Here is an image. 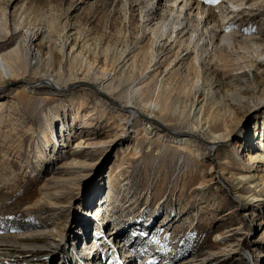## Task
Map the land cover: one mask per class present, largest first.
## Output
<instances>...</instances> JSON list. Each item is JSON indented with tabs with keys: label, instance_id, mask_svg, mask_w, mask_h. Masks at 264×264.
Masks as SVG:
<instances>
[{
	"label": "rangeland",
	"instance_id": "obj_1",
	"mask_svg": "<svg viewBox=\"0 0 264 264\" xmlns=\"http://www.w3.org/2000/svg\"><path fill=\"white\" fill-rule=\"evenodd\" d=\"M224 2L241 11L234 16L232 29L238 25L245 27L247 35L261 31L264 36V0L256 5L241 0L236 8L229 0H190V16L197 15V4L204 7V18L209 11L216 15V5ZM140 8L135 0H0V51L43 26L51 38L39 47L43 58L48 57L50 44L54 53L59 52L60 26L66 15L90 42L101 34L115 37L119 30L134 37L144 26ZM218 20L222 22L221 16ZM149 36L146 31L140 44ZM89 59L93 61L91 56L75 66ZM42 82L28 72L16 84L0 85V235L39 236L50 229L59 237L74 239L67 252L97 253L98 264H128L130 254L134 260L129 264H264V204L244 206L229 177L221 178L210 169L216 159H224L220 145L210 148L197 138L199 151L184 150L166 137L171 135L166 129L152 125L145 131L139 118L127 111L115 112L114 102L126 99L99 97L98 90L84 81L69 80L55 93ZM23 83H28V99L15 94V87ZM129 87L124 85L125 90ZM51 110L57 115L48 126L45 116ZM256 121L247 120L250 131L254 132ZM127 122L131 126L123 129ZM80 139L95 145L77 147ZM104 141L109 142L101 144ZM230 141L241 140L235 135ZM225 151L230 167H236L231 148ZM78 152L87 156H76ZM71 158L90 163L79 187L38 202L54 191L49 184L62 176L54 168L65 166ZM91 191L95 193L90 197ZM123 242L131 246L130 254L121 247ZM60 258L59 254L48 264H63ZM11 259L0 255V264H16Z\"/></svg>",
	"mask_w": 264,
	"mask_h": 264
},
{
	"label": "bare ground",
	"instance_id": "obj_2",
	"mask_svg": "<svg viewBox=\"0 0 264 264\" xmlns=\"http://www.w3.org/2000/svg\"><path fill=\"white\" fill-rule=\"evenodd\" d=\"M135 1L141 5L140 17L144 26L140 29L141 33L138 32L134 37L119 30L115 37L101 34L90 42L85 34L79 33V28V32L77 31L71 16L66 15L60 26L62 45L60 44L59 52L54 53L50 44L48 57L43 58L39 47L44 41L45 44L51 42V38L47 36V28L38 26L32 33L29 30L30 34L25 33L14 47L0 51V85L16 84L31 72L37 74L52 92L62 91L59 88L69 80H78L91 85L96 92L98 90L99 97L126 99L125 103L114 102L118 106L115 112L123 110L132 118H139L145 131L147 128L151 129L152 125L162 127L171 134L166 137L189 151H199L197 138L204 140L210 148L220 145V150H224V159H216L209 165L210 169L221 178L225 175L229 177L233 192L244 206L264 204L262 32L247 35L245 27L241 29L238 25L232 29L236 22H233L234 16L241 11L230 9L225 2L216 5V15L215 11H209L206 18L204 7L197 4V15L193 18L190 16L193 13L190 0H168L171 3L168 6L161 5L160 0ZM239 1L241 0H229L233 8L242 4ZM257 1L259 0H253L254 4ZM123 6L127 7V3ZM258 15L263 16L262 13ZM218 16H221L222 22L218 20ZM146 31L150 36L141 45ZM68 47L70 51L67 52ZM182 52L184 55L181 56ZM89 56H92L93 61L90 62L92 59H89L85 65L75 66L78 61L84 58L86 60ZM51 63L55 66H51ZM80 74L82 76L79 79ZM138 75L145 78L142 80ZM159 76L162 77L159 79ZM126 83L131 85L128 90L124 89ZM27 85L28 83L17 85L16 96L28 99L30 95ZM55 115V111L51 110L50 117L45 116L47 125ZM250 117L257 120L254 132L250 131L247 122ZM166 125H172L173 129ZM129 126L131 123L127 122L123 129ZM235 135L239 136L242 144L241 141H230ZM81 145L93 146L95 143L80 139L76 146ZM225 148L233 151L236 167H230L232 162L226 159ZM147 154L150 155L149 152ZM77 155L87 156V153L78 152ZM89 165L86 161L71 158L65 166L54 168L63 177L54 179L49 184L54 191L37 201L47 202V199L50 200L51 196L62 190L70 193L71 188L79 187V179ZM94 193L95 191H91L90 197ZM102 205L103 203L97 206L96 211ZM112 237L115 240V236ZM71 241L69 238L59 237V234L50 229L39 236L0 235V255L11 256L12 263L16 264H48L59 254V262L63 264L99 263L97 253L90 252L85 256L83 251H77L73 256L72 252H67V244L75 245L74 239ZM121 247H127L125 253L130 254V245L123 242ZM130 257L131 254L128 256V264L134 260ZM5 262L2 264H7Z\"/></svg>",
	"mask_w": 264,
	"mask_h": 264
},
{
	"label": "water",
	"instance_id": "obj_3",
	"mask_svg": "<svg viewBox=\"0 0 264 264\" xmlns=\"http://www.w3.org/2000/svg\"><path fill=\"white\" fill-rule=\"evenodd\" d=\"M92 89L96 92V90L94 88H92Z\"/></svg>",
	"mask_w": 264,
	"mask_h": 264
}]
</instances>
